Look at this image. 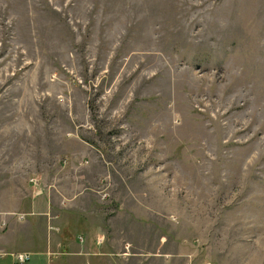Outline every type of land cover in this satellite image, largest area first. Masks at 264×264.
<instances>
[{"label": "rangeland", "instance_id": "obj_1", "mask_svg": "<svg viewBox=\"0 0 264 264\" xmlns=\"http://www.w3.org/2000/svg\"><path fill=\"white\" fill-rule=\"evenodd\" d=\"M48 242L264 264V0H0V264Z\"/></svg>", "mask_w": 264, "mask_h": 264}, {"label": "built area", "instance_id": "obj_2", "mask_svg": "<svg viewBox=\"0 0 264 264\" xmlns=\"http://www.w3.org/2000/svg\"><path fill=\"white\" fill-rule=\"evenodd\" d=\"M31 182L37 189L36 194L40 195L42 193V190H40L39 187L41 185V181L38 178H33L31 179ZM12 215L15 216L19 222H25L27 220V217L29 216L27 212H14L12 213ZM3 224H5V222ZM11 255L13 258V264H27L31 260L33 254L30 251H17L13 252Z\"/></svg>", "mask_w": 264, "mask_h": 264}, {"label": "crops", "instance_id": "obj_3", "mask_svg": "<svg viewBox=\"0 0 264 264\" xmlns=\"http://www.w3.org/2000/svg\"><path fill=\"white\" fill-rule=\"evenodd\" d=\"M12 213H14V212H9V213H5V214H7V215H11L12 216ZM4 214V213H3ZM29 215H30V213H28ZM5 222V224H3ZM7 220L6 219H4L3 221H2V225L1 226H7ZM1 237H5V235L4 234H1ZM47 237H48V235H47ZM48 239V238H47ZM35 242V241H34ZM92 245V243L90 242V244H89V246H91ZM94 246V245H93ZM85 247V246H84ZM87 247V246H86ZM2 247H1V244H0V250H2L1 249ZM48 248H49V242L47 243V247H44V248H40V249H37L36 251H34V250H19V251H30V252H32V258H31V260L27 263V264H49V261H48ZM80 248H82V247H80ZM76 249H78L77 247H76ZM65 251V250H64ZM13 252H16V251H12V252H10L9 253V255H10V262L8 263V264H13V258H12V253ZM48 253V254H47ZM4 254H6L5 252H3L1 255H4ZM65 254V253H64ZM97 254V253H96ZM35 256V258L33 259V257ZM31 261H33V263H31Z\"/></svg>", "mask_w": 264, "mask_h": 264}]
</instances>
